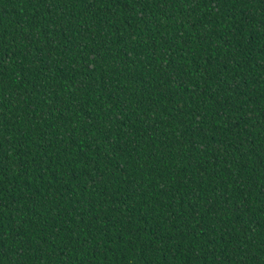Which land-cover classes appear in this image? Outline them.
Wrapping results in <instances>:
<instances>
[{"label": "trees", "instance_id": "1", "mask_svg": "<svg viewBox=\"0 0 264 264\" xmlns=\"http://www.w3.org/2000/svg\"><path fill=\"white\" fill-rule=\"evenodd\" d=\"M0 264H264V0H0Z\"/></svg>", "mask_w": 264, "mask_h": 264}]
</instances>
